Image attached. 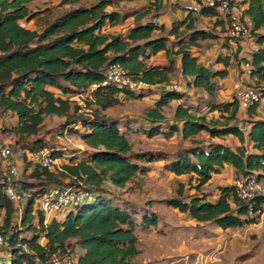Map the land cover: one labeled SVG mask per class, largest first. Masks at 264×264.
<instances>
[{"label": "trees", "instance_id": "1", "mask_svg": "<svg viewBox=\"0 0 264 264\" xmlns=\"http://www.w3.org/2000/svg\"><path fill=\"white\" fill-rule=\"evenodd\" d=\"M33 1L0 0V124L4 133L14 137L13 150H22L23 158L18 157L24 165L18 179L24 196L20 217L0 186V206L5 209L1 231L13 257L11 264H43L54 254L64 256L73 251L78 253L77 264H139L134 261L140 254L136 231L157 226L160 216L150 202L127 199L121 190L161 160L165 170L189 176V187L178 182L176 195L166 200L169 206L188 213L198 223L223 229L242 228L256 221L251 210L257 217L263 213L264 195L253 200L251 209L249 202L238 196L235 184L219 186L216 200L210 199L211 193L204 188L226 164L234 167L236 177L253 174L264 179V120L255 118L260 103L249 106L247 117L242 119L237 95L228 101L216 98L217 80L228 76L232 64L249 62L252 74L258 77L256 85L264 83V34L258 32L264 27V0L237 1L249 18L251 35L259 47L248 57L240 56V46L233 54L219 55V69L202 63L193 53V48L201 51L203 42L219 38L217 28L227 33L226 19L217 6H188V14L173 20L170 27L150 19L151 10H146L126 32L113 33L107 26L121 24L131 13H121L114 0H99L70 7L39 31L22 24L38 16L29 8ZM80 1L62 0V4ZM156 2L160 8L162 0ZM195 13L215 18L213 27L199 28ZM227 37L224 48L240 41ZM161 51L174 57L167 65L152 64V57ZM177 61L180 74L187 79L185 86L205 92L202 103L192 101L186 91L169 87ZM113 63H120L129 77L149 87L131 91L103 84L105 71ZM261 92L263 97L264 88ZM154 94H158L155 106L146 111L143 121L102 113L118 105L121 95L144 99ZM75 96L83 98V105L73 100ZM174 100L180 103L169 121L164 108ZM52 114L66 116L67 126L81 128L87 145L70 154L63 152V147L51 149L57 159L68 158L59 171L29 158L48 150L39 134L45 115ZM7 115L15 120L10 127L5 123ZM203 131L210 139L233 135L240 145L232 148L222 142L191 139V146L171 156L135 150L130 140L131 134L173 138L178 132L189 139ZM58 185L86 189L90 197L64 218L44 224L36 202L45 190ZM189 188L194 192L187 193Z\"/></svg>", "mask_w": 264, "mask_h": 264}, {"label": "rangeland", "instance_id": "2", "mask_svg": "<svg viewBox=\"0 0 264 264\" xmlns=\"http://www.w3.org/2000/svg\"><path fill=\"white\" fill-rule=\"evenodd\" d=\"M99 0H81L80 2L69 5L62 4V0H34L29 4V8L33 12H37L38 16L30 21L23 20L22 24L31 29L42 30L44 24L53 19L61 12L76 7L79 5H91ZM116 9L121 13H131V15L121 24L113 29V32H123L129 26L135 23L142 12L151 10L150 19L153 20H172L174 14L178 9V0H162L160 8L157 6L156 0H114ZM181 3H186V0H180ZM204 22H200V25ZM264 32V30H263ZM246 39L251 38L245 37ZM243 38V39H245ZM242 40V39H241ZM228 41L227 35H221L220 40L216 42H208L203 45V52L206 56V61L217 68L216 63L219 55L227 53H235L238 44L234 43L232 46L225 48L224 43ZM174 57L173 54L166 56L158 55L156 59L170 60ZM236 61L234 60V63ZM235 68L239 88L235 87L236 81L232 78L227 79L229 89L236 93L240 87L247 84L244 74L243 65L232 64ZM243 78V80H242ZM169 85L175 83L179 89L186 90L187 87L180 81L177 71L171 75ZM219 89L216 93V98L225 100L229 93L223 92ZM264 83L257 85L258 89H262ZM194 94L201 95V90H194ZM201 101V97L199 98ZM73 100L78 101L83 105V98L75 96ZM264 100V96L262 97ZM202 103V101H201ZM154 106L153 98L149 99H133L128 96L121 97V102L115 107L109 108L102 113L106 116L116 117L119 119H136L141 121L144 119L146 111ZM176 103L166 108V118L172 120L174 116V109ZM85 113H90L84 110ZM80 113V112H79ZM66 116H59L56 114L45 115L44 124L41 127L40 137L48 144V150L59 147L65 148L67 154L74 150L87 148L84 143L79 129L74 126H67ZM6 126L10 127L15 124L12 116L5 117ZM0 124V141L11 144L12 150L14 148V137L4 133ZM198 139L206 138L202 135L197 136ZM33 137H31L32 139ZM130 140L133 143L135 150H153L161 151L167 155H175L178 151L188 148L193 144L191 139H184L180 132L173 138H166L163 136H156L149 138L145 134H131ZM15 149V148H14ZM14 158L22 157V150L19 148L13 150ZM32 158V155L29 156ZM21 160V159H20ZM68 158L62 156L58 159L57 164L53 167V171H59ZM19 164L20 161H17ZM23 162V161H22ZM164 161L151 164L152 170L146 175H138L128 186L121 190V194L125 198L134 200L141 204L150 202L153 210L157 211L160 216V221L157 226H152L147 229H137L136 234L139 238V248L141 255L136 258L137 263L142 260H147L155 264H264V211L260 214L254 223L245 225L242 228H234L228 232L218 230L212 226H200L195 220L191 218L188 213L181 212L179 209L169 206L167 199L176 195L178 182H185L189 187V176H175L166 171L163 167ZM20 165V166H21ZM24 167V165H23ZM236 177L233 173L224 172L222 175L215 176L214 179L205 186V190L210 194V199H216L219 193V184L225 185L229 182L235 183ZM264 183V179H263ZM231 185V184H230ZM194 190H187V193H192ZM68 213V209L63 212ZM205 228V229H204ZM207 228V229H206ZM219 231V233H216ZM214 255V256H211ZM12 256H9L8 263L11 264Z\"/></svg>", "mask_w": 264, "mask_h": 264}, {"label": "built area", "instance_id": "3", "mask_svg": "<svg viewBox=\"0 0 264 264\" xmlns=\"http://www.w3.org/2000/svg\"><path fill=\"white\" fill-rule=\"evenodd\" d=\"M198 3L207 6H217L220 13L226 19L227 35L232 39L241 40L251 34V26L246 20L243 10L237 6V0H198ZM244 74L247 84L240 87L236 91L241 109H248L254 103H260L262 100V92L257 88V76L252 74V66L249 62L243 64ZM114 84L123 88H128L131 91H139L149 87L147 83L142 80H134L129 77L126 70L120 63H113L109 65L105 71V80L103 84ZM97 85H94V88ZM172 89H177L178 86L173 83L169 86ZM239 88V84H236ZM42 167L52 170L57 164L58 159L54 157L50 150H41L30 154ZM22 167L14 158L12 147L9 143L0 141V186L3 193L14 204L18 211L19 217L22 214L24 196L19 190L18 179L21 176ZM238 196L249 202L252 209L253 200L264 195L263 180L258 179L255 175L249 174L246 176L237 177L235 179ZM90 197L88 190L80 187H70L58 185L45 190L36 202V208L42 211L44 216V224H48L53 219L64 218L67 214L63 212L68 209H74L77 205ZM251 217H256L257 213L251 210ZM5 217V209L0 206V264H9L8 258L12 256L8 249V242L1 231V225ZM45 243V237L41 238ZM20 245V242L17 243ZM78 253L76 251L70 252L67 255L61 256L54 254L43 264H77Z\"/></svg>", "mask_w": 264, "mask_h": 264}, {"label": "crops", "instance_id": "4", "mask_svg": "<svg viewBox=\"0 0 264 264\" xmlns=\"http://www.w3.org/2000/svg\"><path fill=\"white\" fill-rule=\"evenodd\" d=\"M187 2L186 3H181L180 2V0H178V2L176 3L177 4V6H178V9L179 10H177L175 13H173L174 15V18H172V20H165V19H160V20H158L159 22H161V23H165L168 27H170V25H171V23L173 22V20H178V19H183L187 14H188V10H185V8L186 7H195V8H199V3H198V1L197 0H186ZM237 1H240V0H237ZM195 15H197L198 16V26H199V23L202 21V22H204V25L202 24V25H200L199 26V28H204V29H209V28H211V27H213V25H214V23H215V18H211V17H208V16H203V15H199L198 13H195ZM246 18V20L249 22V18L248 17H245ZM249 24H250V22H249ZM134 24H132L131 26H133ZM251 26V25H250ZM115 27H117V26H107V28H106V30L107 31H110V32H113V29L115 28ZM130 27V26H129ZM218 29V31H219V38H217V39H215V40H211V41H205V42H203V44H205V43H208V42H216V41H218V40H220V37H221V35H227V33L226 32H220V28H217ZM128 29H126V30H124L123 32H126ZM263 30H264V27L263 28H261L258 32L259 33H262V34H264V32H263ZM113 33H115V32H113ZM119 33V32H118ZM251 35V34H250ZM249 35V36H250ZM249 36H247V37H249ZM251 37H252V39L251 38H248V39H242V40H240L239 41V44H238V46H240L241 47V57H248V56H250L249 54L251 53V52H253L254 50H256L258 47H259V45H258V43H257V40H256V38L254 37V36H252L251 35ZM225 49V48H224ZM203 50V48L201 49V51H198L197 49H195V48H193V53H194V55L195 56H197V57H199V60L202 62V63H205L206 65H210V63L208 62V61H206V56H205V53L202 51ZM165 52L164 51H161L160 53H158L156 56H154V57H152V59H151V63L152 64H154V65H167V64H169V62L168 61H166V60H160V62L156 59V57L158 56V55H163ZM166 55V54H165ZM177 58V57H176ZM219 68H221V64H218V67L217 68H214V69H219ZM177 73H178V76H179V79H180V81L184 84V86H185V84H186V78L185 77H183V75L182 74H180V61H177ZM228 78H232V79H234L235 81H236V83H235V86H236V84L238 83V81L240 80L238 77H237V73H236V70H235V68L231 65L230 67H229V74H228V76L227 77H225V78H223V79H218L217 81H218V84H220L221 83V85H220V90L221 91H223V92H227V93H229V96L227 97V99H225V100H220V99H218L219 101H228V100H230V99H232V97L235 95V93H233L232 92V90L231 89H229V85H228V83L226 82L227 81V79ZM172 80V79H171ZM242 80H243V78H242ZM241 81V80H240ZM160 86L158 85V86H156L155 88H159ZM185 87H187V89L186 90H184V89H182L181 88V90H183V91H186V92H188L189 94H191L192 95V101H195V102H199V103H201V101L203 100V98L204 97H206V94H205V92H203V91H201L200 93H201V95H195L194 94V90H199L200 91V89H196V88H194V87H188V86H185ZM264 88V87H263ZM120 97H126V96H123V95H121ZM201 97V101H200V98ZM147 99H149V98H153V100H154V106H155V103H156V100H157V98H158V94H154V95H151L150 97H146ZM146 98H144V99H146ZM143 100V99H142ZM173 102H175L176 103V107H177V105L180 103V101H176V100H174V101H172L171 103H170V105H168V106H166L165 108H164V113H165V111H166V108L167 107H169V106H171L172 104H173ZM154 106H152V107H154ZM115 107V106H114ZM175 107V108H176ZM174 111H175V109H174ZM240 115H241V118L243 119V118H246L247 117V114H246V112H245V110L244 109H241V111H240ZM166 115V114H165ZM213 114H210V116H212ZM114 118H116V117H114ZM255 118L256 119H262V120H264V100H261V102H260V104H259V107H258V109H257V114L255 115ZM144 119H142L141 121H143ZM169 121H173V118H172V120H170L169 119ZM247 129L249 128V126H245ZM176 135V134H175ZM200 135H202V136H204V137H206V138H202V139H198V137L197 136H200ZM197 136H195L194 138H189V139H193V140H203L204 142H208V141H210V140H212V141H215V142H222V143H226V144H228L230 147H232V148H235L236 146H238V145H240V141H239V139L237 138V137H235V136H233V135H229V136H226V137H224V138H213V139H210V136H209V134L207 133V132H202L201 134H199V135H197ZM246 143H247V141H246ZM11 145V144H10ZM16 160L17 161H20V163H22V165L21 164H19V165H21V167L23 168V162H22V160H20V158L19 157H17L16 158ZM167 171V170H166ZM230 172V173H233V175L236 177V172H235V169H234V167L232 166V165H229V164H226V166H225V168L223 169V171L221 172V173H219V174H214L213 175V177H212V179H211V181L214 179V177L215 176H219V175H222L224 172ZM169 172V171H168ZM171 173V172H170ZM173 174V173H172ZM174 175V174H173ZM176 176V175H175ZM183 176H185V175H183ZM178 177H181V176H178ZM237 178V177H236ZM210 181V182H211ZM209 182V183H210ZM208 183V184H209ZM229 184H234V182H229V183H227V184H225V185H229ZM207 185V184H206ZM219 186H222V184H219ZM218 186V187H219ZM220 192V191H219ZM218 195H219V193H218ZM218 195H215V196H217L218 197ZM216 197V198H217ZM213 200H216V199H213ZM194 220V219H193ZM197 222V221H196ZM198 223V222H197ZM200 226H209V227H211V225L212 224H202V223H198ZM212 226H214V227H216L218 230H221V231H223V232H228L229 230H231V229H234V228H228V229H223V228H221V227H219V226H216V225H212ZM205 229V228H204ZM207 229V228H206ZM216 233H219V231H217ZM140 241V240H139ZM140 249V248H139ZM141 255V250H140V254L138 255V256H136L135 258H134V261L136 260V258H138L139 256ZM211 256H214V255H211ZM136 262V261H135ZM139 264H155V263H152V262H150V261H147V260H142L141 261V263L139 262Z\"/></svg>", "mask_w": 264, "mask_h": 264}]
</instances>
